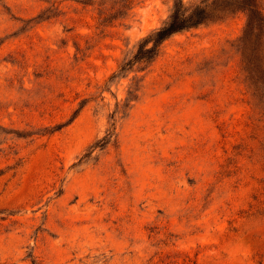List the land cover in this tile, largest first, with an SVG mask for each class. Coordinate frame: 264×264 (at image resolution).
Here are the masks:
<instances>
[{"label": "rangeland", "instance_id": "obj_1", "mask_svg": "<svg viewBox=\"0 0 264 264\" xmlns=\"http://www.w3.org/2000/svg\"><path fill=\"white\" fill-rule=\"evenodd\" d=\"M172 1L0 0V264H264L241 1L182 0L208 20L107 82Z\"/></svg>", "mask_w": 264, "mask_h": 264}, {"label": "trees", "instance_id": "obj_2", "mask_svg": "<svg viewBox=\"0 0 264 264\" xmlns=\"http://www.w3.org/2000/svg\"><path fill=\"white\" fill-rule=\"evenodd\" d=\"M242 3V12L245 15V23L238 37L239 44H245L251 37H256L264 42V10L260 7L257 0H240ZM211 13V8L206 5L200 6L191 5L185 6L182 0H173L168 16L162 24L141 38L134 46L130 55L122 61L117 70L112 73L107 82L115 80L117 77H124L133 66L149 65L160 54L163 43L172 35L181 31L195 28L208 20ZM245 59V57L242 56ZM239 73L242 76V83L245 86L249 104L260 110H264V82L260 84L258 77H251L249 71L244 68L245 61L240 60ZM255 82V83H253ZM255 84V85H253ZM108 91V90H106ZM128 89V102L135 99L134 93ZM256 93V94H255ZM257 104H254L256 103ZM128 106V103L127 105ZM104 143V142H103ZM103 144L99 142L96 147H101Z\"/></svg>", "mask_w": 264, "mask_h": 264}]
</instances>
